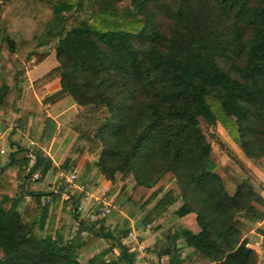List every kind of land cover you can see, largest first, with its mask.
Returning a JSON list of instances; mask_svg holds the SVG:
<instances>
[{"label": "trees", "instance_id": "obj_1", "mask_svg": "<svg viewBox=\"0 0 264 264\" xmlns=\"http://www.w3.org/2000/svg\"><path fill=\"white\" fill-rule=\"evenodd\" d=\"M83 5L0 0V112H17L27 65L54 51L58 66L36 84L60 78L82 109L72 126L98 173L130 174L146 189L170 175L176 191L153 212L181 201L175 215H195L198 228L175 238L208 264H258L247 235L264 199L249 180L227 191L202 122L228 132L245 158L264 159V0H90L89 20L67 14ZM51 164L35 151L16 176L0 168V264H83L86 241L62 233L67 212L87 238L111 243L87 264H134V245L106 229L108 217L82 218L83 197L66 183L27 189Z\"/></svg>", "mask_w": 264, "mask_h": 264}, {"label": "crops", "instance_id": "obj_2", "mask_svg": "<svg viewBox=\"0 0 264 264\" xmlns=\"http://www.w3.org/2000/svg\"><path fill=\"white\" fill-rule=\"evenodd\" d=\"M57 66L54 51L40 64H36L35 60L31 61L26 68L27 82L17 102V112H0V168H4L10 176H16L19 169L18 161L32 156L35 151H40L52 162V169L45 175L36 173L32 182L26 185L29 191H56L62 183L59 172L70 169L78 174L79 184L86 188V193L83 194L74 191L76 195L80 194L83 197L80 201L81 206L88 208L95 200H102L103 203L111 205L102 199L103 196L111 192L113 197L117 198V188L124 184L117 179L115 182L106 181L94 167L97 158L89 157L85 152L84 144L78 142V135L72 125L82 109L71 97L61 94L60 78L36 84ZM31 142L35 145L31 146ZM6 145L10 147L9 151L5 148ZM17 151L19 153L13 159ZM135 186L132 181L131 187L134 189ZM136 188L142 190V194H146L143 197L145 213L142 212V215H149V218L146 219L143 231L139 232L141 235L135 230L130 231L138 235L139 241L143 237L140 243L144 251L138 246H134V251L132 250L136 253L134 264H208L201 260L193 249L187 248L183 239L175 238V235L183 229L194 232L198 230L195 215H188L177 221L179 217L175 212L181 206V201H178L158 218L153 208L165 194L163 195L157 187L146 189L136 186ZM43 199L39 201L42 202ZM65 199L64 196L63 200ZM113 208L115 209L112 206ZM61 209L62 206L57 213V225L61 218ZM64 218L62 233L66 235L73 232L86 241L85 246H89V238L79 230L78 223L69 212L65 213ZM131 228H133L132 224ZM258 237L263 239L264 235L254 229L247 235L251 247L256 245L251 240H258ZM113 253L117 259L118 250L114 249Z\"/></svg>", "mask_w": 264, "mask_h": 264}, {"label": "rangeland", "instance_id": "obj_3", "mask_svg": "<svg viewBox=\"0 0 264 264\" xmlns=\"http://www.w3.org/2000/svg\"><path fill=\"white\" fill-rule=\"evenodd\" d=\"M54 1L61 0H53V2ZM89 3L90 0H84L83 11H76L75 7H73V9L67 14L76 15V17L82 21L89 20ZM202 131L212 146L213 158L218 165V173L222 176L227 191L233 193L238 184L242 183L244 180H249L264 199V159L249 160L245 158L239 146L225 130L208 126L202 122ZM5 148L8 151L10 150L8 145H6ZM116 179L117 181H121L124 186H119L117 188V198L113 197L111 192L108 194L106 193L102 198L104 201L111 203V205L115 207V209H112L111 215L106 219L105 225L107 230L113 232L115 236L120 237V239L123 240L124 245H128L130 231L135 230L141 235L139 232L143 231L149 218V215H142V212L145 213L143 210V203H145L143 197L146 196V194H142V190H138L136 186L134 189L131 187L132 177L130 174L124 176L118 175ZM156 187L157 189H160L159 191L163 192V195L169 191H176L175 181L170 175L163 178ZM136 190L141 193H138ZM134 196L135 198H133ZM99 201L103 203L102 200ZM262 211L264 212V204ZM179 219L180 218H177V221ZM131 224L133 225V228H131ZM251 226L252 229L259 231L261 235H264V219ZM140 241H143V237ZM251 242L254 245L256 244L254 247H251L252 245L249 244V247L258 254V264H264V238L261 239L258 237V240L252 239ZM88 243L89 246H85L80 253L83 264H87L91 258L102 251L109 249V247L111 248L110 242H105L103 240L100 241L93 237L89 238ZM115 257L116 255L111 253L108 259L115 262L117 261ZM1 258H4V254L0 250V259Z\"/></svg>", "mask_w": 264, "mask_h": 264}, {"label": "built area", "instance_id": "obj_4", "mask_svg": "<svg viewBox=\"0 0 264 264\" xmlns=\"http://www.w3.org/2000/svg\"><path fill=\"white\" fill-rule=\"evenodd\" d=\"M30 144L31 146L35 145L33 142H31ZM59 179L60 181H63L68 185L70 191H80L82 193H86V188L78 184L79 177L75 171H72L70 169H63L59 172ZM78 211L82 214V218L87 219L88 221L93 223L109 217L112 213V206L110 204L101 203L99 200H95L90 207L85 208L83 206H80L78 208ZM128 238L129 244L138 246L141 251H144V247L140 243L137 234L130 233Z\"/></svg>", "mask_w": 264, "mask_h": 264}]
</instances>
